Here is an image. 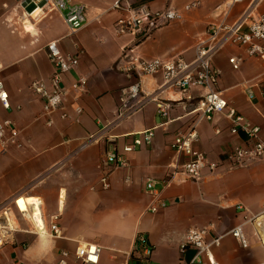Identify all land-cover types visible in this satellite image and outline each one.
I'll return each mask as SVG.
<instances>
[{
  "label": "crops",
  "instance_id": "1",
  "mask_svg": "<svg viewBox=\"0 0 264 264\" xmlns=\"http://www.w3.org/2000/svg\"><path fill=\"white\" fill-rule=\"evenodd\" d=\"M70 1L85 6L83 28L70 33L63 14L54 10L37 28L28 20L30 27L24 24L27 32L22 33L20 23L12 32L3 21V5L11 6L12 0H0V81L10 102L7 110L0 103V121L15 123L20 142V147L0 153V204L7 203L13 209L18 197L35 198L34 206L43 220L48 222L50 216L58 215L62 230L61 237L37 235L28 231L31 223L22 219L25 225L20 221L21 230L0 246V264H57L62 251L69 252L68 264H83L74 258L73 251L85 243L99 245V264H131L135 260L129 254L137 232H142L152 246L145 264H184L179 253L183 234L191 227L206 226L211 227L210 235L222 236L214 251L219 264H264V164L227 167L229 152L244 145L246 137L241 132L231 134L230 121L222 114L197 126L196 147L208 163L219 164L217 170H206L196 182L174 180L163 192L167 207L157 213L146 212L150 195L145 191V180L163 179L183 162L169 143L176 133L187 129L192 117L188 111L196 105L202 89H191L193 100L184 102V108L177 91L160 88L161 75L142 76L144 96L175 101L168 116L158 115L155 102L149 99L140 111L113 123L120 89L135 80L118 69L125 52L144 58L180 56L192 61L194 47L207 25L223 20L227 0H131L132 6L145 5L152 11L182 9L199 2L190 10H182L179 21L158 27L141 40L115 34L116 20L128 13L125 5L115 9L111 8L112 0ZM252 1L231 6L227 21L235 20ZM258 8L264 12V0L258 1ZM34 27L36 33L30 34ZM53 40L63 53L75 54L77 48L82 52L75 70L63 77L68 91L64 107L69 118L54 115L52 125L46 126L41 117L42 100L30 91L29 84L47 80L52 74L46 45ZM231 57L241 59L238 70L228 63ZM213 65L220 71L218 89L229 107L264 133V100L259 95L264 90V61L249 56L242 47L228 45L213 57ZM79 76L87 79L82 93L71 89ZM252 79L259 83L254 88L255 99L250 101L244 83ZM151 128V144L129 153V166L112 169L110 188L100 189L97 166L105 153L112 148L121 150L134 135ZM97 134L94 141L83 145ZM237 204L247 209L248 216L257 217L243 226L247 248L228 234L243 222ZM191 255L187 250L184 260Z\"/></svg>",
  "mask_w": 264,
  "mask_h": 264
},
{
  "label": "built area",
  "instance_id": "2",
  "mask_svg": "<svg viewBox=\"0 0 264 264\" xmlns=\"http://www.w3.org/2000/svg\"><path fill=\"white\" fill-rule=\"evenodd\" d=\"M131 0H112L111 8H120L125 5L128 13L116 20L114 31L117 35H129L136 40H141L153 30L163 25L179 21L182 18V10L187 11L196 7L199 2L193 1L184 5L182 9L168 8L161 11H152L145 5L132 6ZM243 0H227L224 10V18L218 23H209L202 36L199 37L194 49L195 57L188 62L180 56L177 57H151L144 58L137 54L126 53L118 69L128 77L134 78V82L122 87L119 91L118 106L115 110L117 123L127 119L140 111L150 99L155 102L157 114L167 117L172 109L174 100H162L157 97H147L141 92L142 76L161 75L162 84L160 88L177 91L182 99L179 102L193 100L190 91L193 87L202 89L203 93L198 98L196 105L188 111L191 114L190 124L187 129L178 132L169 143V148L183 162L174 166L163 179L147 178L145 180V191L150 195L147 205V213H157L167 207L164 199V190L174 181H200L204 173L217 170L219 164L208 163L204 153L196 147L198 141L197 126L202 121L212 120L215 114L224 115L229 121V132L231 134L243 133L246 137L244 145L235 146L227 156V167L229 169L246 167L254 162L264 164V133L258 126L247 122L235 109L229 107L226 99L218 89L220 71L213 65V57L228 45L242 47L249 56L259 57L264 61V12L258 8V1L253 0L242 13L233 21H227L226 15L230 7L241 3ZM31 6V9L28 7ZM5 17L3 21L16 31L17 24L23 25L27 20H35L47 11H59L63 14V21L70 33H74L85 26V6L73 3L70 0H12V5H3ZM36 13V17L33 14ZM26 31V30H25ZM27 32V31H26ZM47 59L53 71L47 80H34L29 84L30 91L42 100L41 117L45 118V125L51 126L53 116L59 115L61 119H68L69 114L64 107V101L68 93L63 85L65 74L75 70L79 62L82 49L77 48L75 54L63 53L59 50L57 41H49L46 45ZM240 58L231 57L228 63L233 70H238ZM258 79L245 81L244 91L247 98L255 99L254 88L258 85ZM87 86V79L83 76L77 77L71 83V89L82 93ZM260 98L264 100V90L259 92ZM178 101V100H176ZM0 103L7 110L10 108L8 92L2 81H0ZM186 108V103L183 105ZM77 113L81 109L76 108ZM107 128V126H106ZM219 130H216L218 133ZM102 133L98 132V134ZM91 135L83 144H88L98 136ZM154 136V128L147 129L134 135L130 144L124 145L121 150L112 148L106 152L97 168L99 172L98 185L100 189L110 188L109 175L112 169L126 168L129 166L128 154L138 148L150 145ZM12 147H20L19 129L9 119L0 121V153H6ZM126 182L128 179L125 180ZM159 186V188L157 187ZM38 203V207H39ZM236 210L243 213V222L234 226L228 234L242 248L249 246L248 238L244 232V224L255 221L256 216H248L247 209L236 205ZM20 218L31 223L28 231L37 235H48L61 237L62 230L58 224V215L50 216L48 222L43 220L40 210L33 206L25 212L18 211ZM37 216L40 218L37 220ZM20 224L13 214L11 206L7 203L0 204V246H2L14 232L20 231ZM211 227H191L185 231L179 245V253L184 264H219L215 258L214 251L220 246L222 236L210 235ZM100 247L94 243L78 245L73 256L83 264H99ZM192 251V255L184 260V253ZM152 252V246L142 232H137L134 237L133 246L129 254L134 259L131 264L147 263ZM68 251H62L57 264H68ZM27 264V263H19Z\"/></svg>",
  "mask_w": 264,
  "mask_h": 264
},
{
  "label": "bare ground",
  "instance_id": "3",
  "mask_svg": "<svg viewBox=\"0 0 264 264\" xmlns=\"http://www.w3.org/2000/svg\"><path fill=\"white\" fill-rule=\"evenodd\" d=\"M33 17L34 18L36 17V13L33 14ZM25 26L27 28L30 27V24H29V21L28 20L25 22ZM36 202H37V199H35V198L18 197L15 200V207H16V209L18 211L25 212L26 210L29 209V207H33ZM37 220H38V218H37ZM39 222H40V220H39Z\"/></svg>",
  "mask_w": 264,
  "mask_h": 264
},
{
  "label": "rangeland",
  "instance_id": "4",
  "mask_svg": "<svg viewBox=\"0 0 264 264\" xmlns=\"http://www.w3.org/2000/svg\"><path fill=\"white\" fill-rule=\"evenodd\" d=\"M28 9H31V6H29ZM230 9H231V7H230ZM53 12H54V10H53V11H47V10H45V14H44V15L40 16L39 18H36L34 21H31V20H30V21H31V22H35V23H36L35 27L37 28V27L41 24V22H42L43 20H45L46 18H48ZM41 18H42V20H41ZM40 20H41V21H40ZM35 27H34V30L29 31L30 34L36 33V30H35L36 28H35ZM22 30H23L22 28L19 29V32H20V31L22 32ZM22 33H23V32H22ZM26 34L29 35L28 33H26ZM12 212H13V214H14L16 217L20 218V215H19L18 210H17L16 208H13V209H12ZM20 221H22L21 218L19 219V224H21ZM22 223L25 225V221H22ZM23 224L20 225V226L23 227Z\"/></svg>",
  "mask_w": 264,
  "mask_h": 264
}]
</instances>
